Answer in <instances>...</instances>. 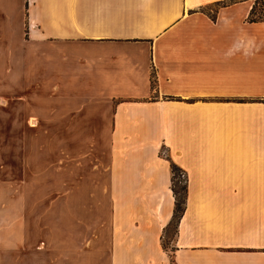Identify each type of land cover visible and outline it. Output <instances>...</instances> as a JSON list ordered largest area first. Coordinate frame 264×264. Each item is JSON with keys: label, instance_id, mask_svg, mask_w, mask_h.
<instances>
[{"label": "crops", "instance_id": "obj_1", "mask_svg": "<svg viewBox=\"0 0 264 264\" xmlns=\"http://www.w3.org/2000/svg\"><path fill=\"white\" fill-rule=\"evenodd\" d=\"M252 5L0 1V16L20 19L25 65L39 52L41 68L54 61L77 82L78 110L112 117L109 248L96 252L91 237L73 263L264 264V21L248 20ZM172 163L185 172L187 202L165 247ZM16 253L13 264H31Z\"/></svg>", "mask_w": 264, "mask_h": 264}, {"label": "rangeland", "instance_id": "obj_2", "mask_svg": "<svg viewBox=\"0 0 264 264\" xmlns=\"http://www.w3.org/2000/svg\"><path fill=\"white\" fill-rule=\"evenodd\" d=\"M19 23L0 16V264L14 263L10 251L31 264H76L71 253L87 251L91 237L96 252L109 248L112 117L78 110L77 82L59 75L54 61L41 68L39 52L25 65L31 50ZM88 102L112 111L107 101Z\"/></svg>", "mask_w": 264, "mask_h": 264}, {"label": "trees", "instance_id": "obj_3", "mask_svg": "<svg viewBox=\"0 0 264 264\" xmlns=\"http://www.w3.org/2000/svg\"><path fill=\"white\" fill-rule=\"evenodd\" d=\"M233 2L239 0H232ZM226 4V3H223ZM251 22L264 21V0H253V5L248 17ZM172 189L175 195V209L173 217L166 228L165 235L173 228L172 238L178 230L179 222L185 212L187 202V178L183 169L172 163ZM171 238V239H172ZM165 239V237H164ZM163 239V244L168 247V243Z\"/></svg>", "mask_w": 264, "mask_h": 264}]
</instances>
